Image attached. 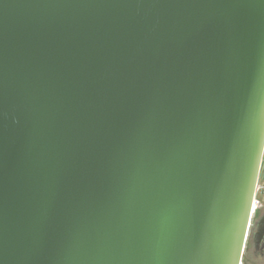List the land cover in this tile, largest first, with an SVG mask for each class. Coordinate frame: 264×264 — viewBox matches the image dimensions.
<instances>
[{
    "label": "water",
    "instance_id": "water-1",
    "mask_svg": "<svg viewBox=\"0 0 264 264\" xmlns=\"http://www.w3.org/2000/svg\"><path fill=\"white\" fill-rule=\"evenodd\" d=\"M264 157V0H0V264H243Z\"/></svg>",
    "mask_w": 264,
    "mask_h": 264
},
{
    "label": "flooded vegetation",
    "instance_id": "flooded-vegetation-1",
    "mask_svg": "<svg viewBox=\"0 0 264 264\" xmlns=\"http://www.w3.org/2000/svg\"><path fill=\"white\" fill-rule=\"evenodd\" d=\"M243 264H264V207L255 212L254 224L251 225L245 247Z\"/></svg>",
    "mask_w": 264,
    "mask_h": 264
},
{
    "label": "built area",
    "instance_id": "built-area-1",
    "mask_svg": "<svg viewBox=\"0 0 264 264\" xmlns=\"http://www.w3.org/2000/svg\"><path fill=\"white\" fill-rule=\"evenodd\" d=\"M264 207V157L254 198V213Z\"/></svg>",
    "mask_w": 264,
    "mask_h": 264
},
{
    "label": "rangeland",
    "instance_id": "rangeland-1",
    "mask_svg": "<svg viewBox=\"0 0 264 264\" xmlns=\"http://www.w3.org/2000/svg\"><path fill=\"white\" fill-rule=\"evenodd\" d=\"M254 216H255V213H254V215H253V220H252V224H251V225L254 224ZM250 230H251V229H250ZM250 260H251V258H250Z\"/></svg>",
    "mask_w": 264,
    "mask_h": 264
}]
</instances>
